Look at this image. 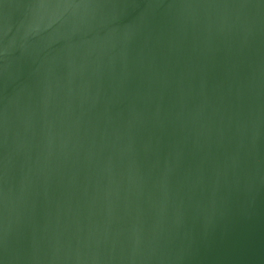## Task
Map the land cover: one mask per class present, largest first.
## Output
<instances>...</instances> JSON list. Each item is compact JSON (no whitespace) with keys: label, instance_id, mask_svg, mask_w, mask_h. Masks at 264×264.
I'll list each match as a JSON object with an SVG mask.
<instances>
[{"label":"water","instance_id":"water-1","mask_svg":"<svg viewBox=\"0 0 264 264\" xmlns=\"http://www.w3.org/2000/svg\"><path fill=\"white\" fill-rule=\"evenodd\" d=\"M0 264H264V0H0Z\"/></svg>","mask_w":264,"mask_h":264}]
</instances>
